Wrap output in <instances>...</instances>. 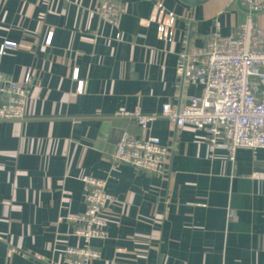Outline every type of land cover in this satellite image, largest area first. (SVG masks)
Masks as SVG:
<instances>
[{
    "label": "crops",
    "instance_id": "1",
    "mask_svg": "<svg viewBox=\"0 0 264 264\" xmlns=\"http://www.w3.org/2000/svg\"><path fill=\"white\" fill-rule=\"evenodd\" d=\"M105 1L0 0V42L18 44L1 70L32 77L26 119L0 121V264H68L65 249L82 243L60 218L85 211L84 177L106 180L114 198L92 264H264V150L231 160L223 141L213 148L204 131L161 116L203 93L178 77L179 53L216 29L230 35L246 9L111 0L125 9L113 27L100 16ZM157 4L176 15L171 42L159 38ZM256 22L264 27V13ZM138 110L156 118L146 132ZM125 132L168 147L164 175L113 161Z\"/></svg>",
    "mask_w": 264,
    "mask_h": 264
},
{
    "label": "built area",
    "instance_id": "2",
    "mask_svg": "<svg viewBox=\"0 0 264 264\" xmlns=\"http://www.w3.org/2000/svg\"><path fill=\"white\" fill-rule=\"evenodd\" d=\"M239 2L247 11V19L233 33L223 36L216 29L207 36L204 47L187 48L178 55V77L201 86L202 95L175 107L165 105L161 112L176 129L192 127L207 133L213 148L223 141L231 160L240 149L264 150V92H259L261 88L264 90V27L256 22L264 13V0ZM124 13L119 2L107 0L100 16L105 23L118 27ZM153 21L157 23L159 38L171 42L176 15L157 4ZM17 49L15 42H0V121H24L27 117L30 71L19 83L1 70L4 57ZM79 84L81 93L82 85ZM133 117L143 132L156 120L139 110ZM168 156V147L157 137H137L125 132L113 161L136 171L162 176ZM83 182L85 211L60 218V221L77 225L74 235L82 243L65 249L68 264H92L100 259L101 252L94 248L93 241L105 240L108 236L109 211L114 203L107 191L108 183L94 177H84Z\"/></svg>",
    "mask_w": 264,
    "mask_h": 264
},
{
    "label": "water",
    "instance_id": "3",
    "mask_svg": "<svg viewBox=\"0 0 264 264\" xmlns=\"http://www.w3.org/2000/svg\"><path fill=\"white\" fill-rule=\"evenodd\" d=\"M178 1H180L181 3H183L189 7L195 8L197 6L205 4L209 0H178Z\"/></svg>",
    "mask_w": 264,
    "mask_h": 264
}]
</instances>
